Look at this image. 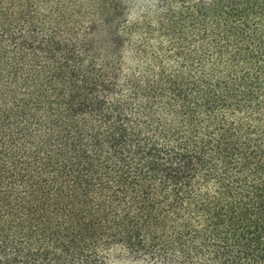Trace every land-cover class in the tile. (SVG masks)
I'll return each mask as SVG.
<instances>
[{
    "label": "trees",
    "instance_id": "obj_1",
    "mask_svg": "<svg viewBox=\"0 0 264 264\" xmlns=\"http://www.w3.org/2000/svg\"><path fill=\"white\" fill-rule=\"evenodd\" d=\"M0 264H264V0H0Z\"/></svg>",
    "mask_w": 264,
    "mask_h": 264
},
{
    "label": "rangeland",
    "instance_id": "obj_2",
    "mask_svg": "<svg viewBox=\"0 0 264 264\" xmlns=\"http://www.w3.org/2000/svg\"><path fill=\"white\" fill-rule=\"evenodd\" d=\"M128 9L129 20H134L138 16L148 13V20L154 18L155 11L163 8L169 0H123Z\"/></svg>",
    "mask_w": 264,
    "mask_h": 264
}]
</instances>
